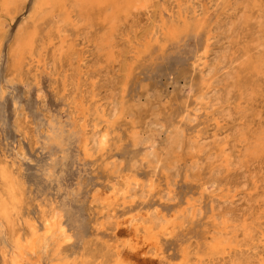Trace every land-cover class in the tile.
<instances>
[{"label":"bare ground","instance_id":"6f19581e","mask_svg":"<svg viewBox=\"0 0 264 264\" xmlns=\"http://www.w3.org/2000/svg\"><path fill=\"white\" fill-rule=\"evenodd\" d=\"M65 1L37 0L32 4L28 16L31 23L17 31L9 48L15 69L19 70L26 55H31L34 50L39 35L37 22L44 13H54L62 23L70 22L72 15L65 8ZM141 2L73 0L72 4L81 13L93 7L105 8L110 3H118L122 6L117 12L121 13L138 8ZM26 3L27 0H0V21L5 16L17 14ZM244 13L239 17L241 22H245L243 17L247 12ZM107 21L108 18L101 19L103 24ZM251 44L253 46V42ZM47 45L52 46L53 40ZM64 54L62 49L58 50L59 58ZM208 54L206 49L184 75L187 92L180 89L179 98H171L167 104L161 105L159 97L157 101L144 105L111 98L107 110L94 108L82 113V118L89 117L91 125H78L72 121L66 125V136L65 126L51 129L49 146L59 149V161L56 164L57 158L50 156L44 177L45 182L56 185L60 198L44 195L36 204V217H30L25 184L16 180L10 171L9 167L16 164L15 157L0 165V236H5L7 242L2 258L5 264H264V209L261 208L262 202H253L259 184L264 182V176L253 179V175L263 169L258 167L257 172L250 173L252 190L246 193V197L248 203L253 202L252 205H246L241 211H230L228 209L238 202V195L229 197V191L224 196L219 193L223 187L232 185V172L244 159L246 163L252 161L248 166L257 162L264 168V130L251 126L249 116L237 117L239 113L233 117L236 122L234 130L221 129L219 121L223 116H230L228 107L223 106L225 100H219L218 90L211 81L201 83L218 69L207 64ZM199 62L201 64H197ZM257 65L251 66L259 68ZM260 65L262 67L264 62ZM195 68L197 83L192 80ZM256 68L253 71L259 73ZM244 90L248 94L249 90ZM249 94L245 96L247 100L251 97ZM95 98L94 94L90 96L91 101ZM217 105L220 106L213 110L212 123L207 125L203 135L200 134L191 125L196 112L204 113ZM243 111L246 115L245 110L240 112ZM257 115L259 112L254 116ZM211 126L216 129L212 142L207 143ZM156 127L163 128L166 137L159 142L155 140L159 134ZM229 130L234 131L232 137L237 144L235 157L226 148ZM121 154L126 157L123 161L116 158ZM69 160L78 173L72 190L60 185ZM93 164H99L107 181L102 190L92 191L89 204L98 215L100 228L112 232V243L77 246L73 232V206L83 195L82 175ZM168 248L174 253L166 256Z\"/></svg>","mask_w":264,"mask_h":264},{"label":"rangeland","instance_id":"374dc122","mask_svg":"<svg viewBox=\"0 0 264 264\" xmlns=\"http://www.w3.org/2000/svg\"><path fill=\"white\" fill-rule=\"evenodd\" d=\"M35 1L27 0L25 8L0 21V165L15 157L16 164L9 168L13 177L25 184L30 217L37 216L36 204L44 195L60 198L56 185L45 182L44 177L50 156L57 158L56 164L59 161V149L49 146L51 129L65 126L66 136V125L72 121L78 125H91L89 117L82 118V113L94 108L107 110L111 98L135 101L141 105L153 103L158 97L161 105L167 104L171 98H179L180 89L183 93L187 92L184 75L189 73L191 64L197 62L206 49L209 50L207 64L218 69L201 83L212 82L218 90L219 100H225L223 106L228 107L230 114L219 121L221 129L234 130L236 122L233 117L239 113L237 117L249 116L251 126L264 130V65H260L264 62V0H147V3L142 0L143 7L140 3L138 8L121 13L117 12L122 6L118 3L78 13L73 0H66L65 8L72 15L70 22L62 23L54 13H44L37 22L39 35L35 48L31 55H26V60L17 70L9 48L17 31L31 23L28 16ZM242 12L245 22L239 18ZM11 17L14 19L11 20ZM257 17H260L259 22ZM104 18H108L105 24L101 23ZM49 40H53V47L47 45ZM59 49L65 53L60 58L57 55ZM54 58L58 59L55 61ZM249 60L251 65L258 64L259 68H253L259 69V73L253 71ZM254 60L257 63L254 64ZM193 72V83H197V68ZM244 89L249 90L250 102ZM93 94L96 98L91 101ZM219 106L211 107L204 113L198 110L191 124L195 130L203 135L207 125L212 123L213 110H218ZM242 110L246 115L244 111L241 113ZM255 112H259L257 117ZM156 129L159 134L155 140L159 142L166 138L163 128ZM208 129L211 131L206 142L211 143L216 128L211 126ZM232 134L234 131L229 130L226 148L235 157L237 144ZM233 145L236 150H233ZM122 155L116 158L123 161L126 157ZM245 160L233 170L232 185L223 187L219 192L222 196L226 191H229V197L238 195V202L228 209L230 211H241L255 200L262 202L260 207L264 209V182L259 184L253 202L248 203L246 197V193L252 190L250 173L257 172L259 167L263 171L253 175V179L264 176V168L257 162L251 167L252 161L248 166ZM63 174L62 188L74 189L78 173L71 160L67 162ZM106 181L107 176L99 164L88 167L82 175L83 195L73 206V232L77 246L112 243V232L100 228L98 215L89 204L92 191L102 190ZM5 245V236L1 235L0 264H5L2 259ZM173 253L168 248L165 255Z\"/></svg>","mask_w":264,"mask_h":264}]
</instances>
